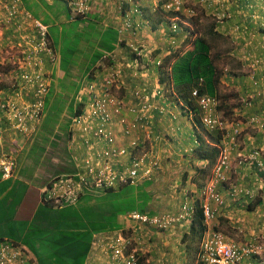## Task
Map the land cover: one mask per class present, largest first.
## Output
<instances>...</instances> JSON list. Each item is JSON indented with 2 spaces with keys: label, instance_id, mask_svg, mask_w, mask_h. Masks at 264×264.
Returning <instances> with one entry per match:
<instances>
[{
  "label": "built area",
  "instance_id": "built-area-1",
  "mask_svg": "<svg viewBox=\"0 0 264 264\" xmlns=\"http://www.w3.org/2000/svg\"><path fill=\"white\" fill-rule=\"evenodd\" d=\"M125 1L133 4V0ZM183 1L167 0L164 9L179 11ZM69 6L74 16L85 15L90 9L89 0H69ZM0 10L2 11L0 12V23L6 27H13L18 33L13 47H9L7 59L14 64L19 81L23 85L22 89L30 88L33 96L28 102H14L9 99L1 105V109L9 114L11 130L14 133L28 135L40 120L43 97L48 87L44 63L47 59L53 62L54 56L46 40V26L40 20L34 19L21 6L19 0H0ZM134 12L139 13L138 9H134ZM124 19V22L118 26L119 43L129 35H136L134 30L130 31L132 26L128 17L125 16ZM172 29H176L175 24L172 25ZM128 46L132 54L140 55L136 43L130 42ZM103 60L107 61V64L112 63L107 66V75L101 82H91L83 89L88 103L84 112L72 120L74 136L80 134L82 138H85L82 143L87 144H84L87 148H90L89 141H93L96 148H92L91 153L81 159L84 163V174L62 176L50 186H44L43 200L53 207L60 208L65 204H73L84 189L101 186L113 187L127 182L133 184L140 179L139 177H145L150 172L149 168L144 167L146 154L136 153L141 143L140 139L134 138L126 146H117L113 136L114 127L118 128L119 125L125 124L121 132L128 137L133 134L136 127H147L146 115L149 112L159 110L163 113L165 110L163 107L157 108L150 98L142 96L138 91L133 92V98L137 103L134 106L125 107L118 95L119 83L124 82L122 80L124 74L118 68L119 62L115 52L105 54ZM154 96L165 100L164 95L159 91ZM190 98L195 101L199 109L202 126L208 131H218L222 135L219 145L220 153L212 168L210 181L198 192L206 227L199 244L198 259L200 264H241L243 260L261 256L264 252V244L256 243L259 238L241 245L234 244L227 241L221 232L211 226L216 207L223 204L217 192V186L225 181V173L230 170L232 152L239 148L237 139L240 136L241 124L239 122L229 124L220 114V102L216 97L199 95L198 90L193 89ZM242 102L245 106L251 105L248 100ZM124 108L133 116L132 121L128 122L122 117L121 112ZM170 116L172 119L176 118L172 113ZM119 119L121 124L118 123ZM246 125L262 126L259 125L257 117H251L246 121ZM97 146L103 147L97 148ZM261 152L264 153V151ZM263 157L264 155L261 156L259 151L252 153V160L260 168L264 165ZM123 161L126 163L124 164ZM15 169L14 158L0 152V182L14 178ZM188 203L185 202L182 205V214L178 217L166 214L148 218L131 213L127 218L140 228L165 230L182 219L190 221L195 208L191 203L188 206ZM141 244V237L131 238L114 233L97 237L92 242V250L106 251L111 264H146L137 256L138 247H141ZM31 261V255L15 245L7 241L0 243V264H30Z\"/></svg>",
  "mask_w": 264,
  "mask_h": 264
},
{
  "label": "trees",
  "instance_id": "trees-1",
  "mask_svg": "<svg viewBox=\"0 0 264 264\" xmlns=\"http://www.w3.org/2000/svg\"><path fill=\"white\" fill-rule=\"evenodd\" d=\"M19 1H21L23 8L30 13H32L34 7L36 8V15L32 13L35 18H39L42 13L41 20L48 26L49 36H46V40L51 39L56 53L61 56L60 58L68 54L74 58L81 55L85 58L80 65L78 64L80 68H75L81 72V75L85 74L87 82L96 80V75L101 69V65L104 64L103 55L115 49L120 35L118 26L124 22L125 16L129 18L130 15L133 30L136 27L142 28L148 24L152 32H159L160 27H166L167 30V26H169L167 18L182 17L178 11L164 10L162 8L164 1H162V7L159 4L158 9L147 10L143 8L140 0H134L131 5L127 2L121 3L122 8L118 12L121 15L120 24L109 23L104 26L100 22L97 7H93L95 12H91V14L88 12L71 21L67 5L64 2L49 5L44 0ZM89 4L92 8L94 0H89ZM134 9H138L139 13L134 12ZM62 14L66 17V22L61 24L64 26L63 32L53 35L51 29L55 26V20ZM52 16L55 17L54 21L51 19ZM66 29H69L68 34H65ZM153 37L154 41L151 44L154 43V48L158 52L166 48L163 39L159 35L154 34ZM164 37H169V45L172 48L171 43L176 40V36L165 35ZM192 43L194 45L192 50L181 53L178 50L171 51L170 49L169 55L163 57L162 68H165L166 71L159 75V82L170 80L174 92L183 103L184 109H186L184 110L185 115H191L192 122L199 125L200 112L195 101L189 97L190 92L193 88H197L199 95L217 98L216 89L221 74L215 65V60L218 57L212 56L209 44L202 37H196ZM62 63L61 60V66ZM74 63V61H70L66 64L68 70L65 72V76H70ZM65 76L63 81L69 79ZM20 87H23V85L18 87L15 84L4 88L0 83V115L5 114V111L1 109V105L9 99L19 102L16 93ZM61 89L63 94L68 93L67 87ZM53 92L55 93L54 85L51 87L48 99L46 98L45 111H47V105L49 107L51 104L50 95ZM222 105L221 103L219 109ZM75 107L73 115L81 112L83 103H78ZM56 110L58 112L60 107L58 106ZM57 112L55 118L58 116ZM206 135L209 142L216 143L221 139V133L219 132H206ZM197 138L199 145L193 149V155L197 161H206L207 165L203 168H193L190 181L196 187H202L200 181L208 179L210 169L218 156V150L214 146H210L209 143L207 144L200 135H197ZM32 165L34 166L33 171H35L39 162ZM192 167L191 164L189 168ZM256 169L260 168L256 165ZM186 174L184 172L183 176H186ZM16 175L17 169H15L14 177ZM24 175L22 174V177ZM62 175V173H59V175L53 176L45 186H50L52 182L59 180ZM29 176L30 174L27 177ZM172 176L175 178L174 174H171ZM17 182L19 183L17 184ZM154 184L155 181L146 180L140 185H123L117 189L101 187L93 193H86L81 196L75 205L65 204L60 209H55L46 204L42 200L43 195L39 194L38 200H31L32 206H34L33 210H35L31 218L29 220H18L16 209L17 207L19 209L29 186L23 181H15L13 178L1 181L0 243L7 241V243L15 245L26 254H30L32 257L30 264H86L94 235L118 230L120 228L119 216L131 212L147 214L150 217L157 214L152 205L157 204L154 201H157V199L160 201V195L164 194L158 190L155 191ZM167 184L169 188L167 194L170 192L181 193V191L177 192L174 187H171L170 182H167ZM186 195L187 198L194 196L191 192H187ZM3 200L5 202H2ZM196 202L195 215L189 226L192 245L200 243L206 230L200 203L199 201ZM251 206L253 207V205H250L248 211L252 210ZM254 206L256 207V204ZM181 243H184L183 238Z\"/></svg>",
  "mask_w": 264,
  "mask_h": 264
},
{
  "label": "crops",
  "instance_id": "crops-1",
  "mask_svg": "<svg viewBox=\"0 0 264 264\" xmlns=\"http://www.w3.org/2000/svg\"><path fill=\"white\" fill-rule=\"evenodd\" d=\"M44 1L49 3V5H53V3L58 2L60 4L63 2L61 0H53L52 3H50V0ZM102 3V0H94V5L92 7L98 8V6ZM254 3L258 2H255V0H187L185 3L186 8L194 9L193 12L195 19L194 26L196 28V37H202L209 44L212 56L218 57L215 65L219 69L221 75L219 77V84L216 89L217 98L219 100L223 99L222 97L225 96H223L224 94L222 93L227 90L230 91L231 89H234L233 93L240 99V102L243 99H247L252 103V106L250 108H247L242 105L240 108L233 109V121L241 122L243 124L241 126V131L244 130V132L239 136L240 144H242V147L239 151L240 158L237 157V153H235V156L233 155V159L236 160L237 165L242 166L238 167L239 171L237 172V180L239 181V187L234 186V181H230L229 179V182H227L226 185L221 188L219 192L223 204L220 207H216V211L214 214L216 223L213 224L214 229L219 232H222L223 236L227 240H229V242L242 244L259 238L255 235H260L262 236V238H264V226L260 228L261 233L255 234L254 232H251L248 238H245V235L240 229L243 228V220L248 217L247 210L250 205H253L254 207L253 208L251 206L254 212L251 215L256 220L260 219L262 224H264V202H262V199L264 201V198H259L261 197V190L262 192H264V169H256V165L252 161V156L250 155L253 153V150L255 148L264 151V37H262L260 34H257L256 29L252 31L250 28L242 29L240 28L241 25L238 26L239 22H244V20H242L243 18H246L247 20L245 21L248 22V18H250L251 16L253 18H261L264 15V10H262L264 4H262V6L256 5L257 11H253L248 8H253ZM182 13L185 15V10H183ZM99 18L101 19L100 16ZM205 18L210 19V21L205 23V25L201 24L204 22L203 19ZM113 20L114 23L120 24V20L118 19V17L115 16ZM108 24L109 23H104V26ZM199 27H202V29H199ZM237 28H239L240 31ZM184 33L186 35L181 34L178 43V51L181 53L186 50H192L194 47L192 42L196 38H189V36H187L188 33ZM10 34L11 31L8 28L3 27L2 30L0 29V49L3 47L4 44H6L5 42L7 38L5 36H10ZM154 34L152 33V36ZM158 35L161 34L158 33ZM47 36H49V34H47ZM149 39L153 40L152 37H149ZM47 41L48 46L52 48L51 39L49 38ZM145 41L147 43H151V41L142 39L140 40V47L143 46V43L145 44ZM228 48L230 49L228 54H231V52H235L236 55L231 54L234 59H228L226 62L224 59H222L221 56L226 54L224 52H227ZM119 50L120 49H118L117 51ZM255 53L263 54V56L261 54L260 56H258V63L252 60L254 56H256ZM144 54L145 58L143 59L142 63H139V65L138 63L133 61L131 64L132 66H130V64L128 63L130 62V60L126 61L127 68L126 72L124 73H126L125 84L127 87L123 86V83L121 81L119 83L121 91L120 96L123 98L124 101H128L131 99V90L135 87H140L146 91L154 90L155 88H157V75L154 71V68H151L149 63V60L151 58L147 53L144 52ZM59 57L60 56L56 53L54 59L56 61L54 63H51L48 59L46 60V68L51 74V77H49V82H52L51 87L52 85L56 87V82L58 80H63L65 76L66 71L61 70V61H59ZM130 57L132 59H136L135 57ZM233 62L237 64H233ZM134 64H137L138 66L134 67ZM134 70H138L142 74V76H138L137 78H135V75L133 73ZM247 72L250 73L249 76L245 74L243 75V73ZM2 85L4 88H6L8 84L5 85L2 83ZM23 95L27 96V92L22 91L17 95L19 102L27 101L26 98H28V96L23 97ZM30 96L32 97V94ZM166 97L170 100L174 99V96L169 94H167ZM157 103L162 104L160 102ZM171 105L172 107L162 105L156 106L157 108L163 107L165 110L163 113H160L159 110H155L148 113L150 115V119L146 125L150 129L146 131V139H148L147 141H149L150 138L156 137L160 138V141L164 140L162 142L159 141L160 146L158 145V147L155 148V153L159 152V157H165L164 159L168 160V164L175 162L177 165L183 166V158L185 156H188V158L189 156H191L190 153L193 152L192 146L195 145L197 137L196 133L194 132V123L192 122L190 117H187L188 115H185L184 108H181L179 106L180 110H178L177 106H175V104H173L172 102ZM223 107L224 106L222 105L221 112L222 114H225L226 112L223 110ZM171 112L175 114V119H172L171 116H167V114L170 115ZM162 116L170 117V120L166 119V117L165 119H161ZM251 117H258L260 124L263 125V128L260 129L258 125L250 126V129H252L250 130L248 128L249 125H246V123L244 122L251 119ZM123 118L125 120V117ZM225 119L228 121H232L231 119H227L226 117ZM130 120L131 118L129 119V121ZM118 123L121 124L120 119L118 120ZM6 125L7 123L4 122L2 115V119L0 120V130H3L2 132H5L7 130L13 132L11 130V126L7 127ZM124 126L125 124L119 125V127L115 129L116 134L122 131ZM123 138H126V140L130 139L129 137L125 136ZM118 139L119 138H117V140ZM257 142H259V144H256L255 148L251 147V150L248 148L250 145H253V143ZM153 143L154 142H151V145ZM3 144V138L0 137V152L2 154L7 152L6 146ZM69 155L71 157V160L69 161L73 164L74 169H79V153L75 151L70 152ZM179 155L181 156L180 158ZM260 155L263 156L264 153L262 152ZM248 158L251 161H247ZM192 159H195L194 155ZM190 162H193V160ZM30 163L33 164V161H30ZM20 164L21 165H19V167L17 168V175L13 178V180H23V183L25 184H27L26 181L30 183L28 184L29 190L26 193L22 204L25 203L27 199H29V201H31L32 199L38 200L39 194L41 195L44 185L41 184L39 186V181L36 179L33 180V176H35L36 178V174H34L32 177H22V174L20 173V167L23 165L22 161ZM235 166L236 164L234 162V167ZM19 174H21V176H19ZM29 178L32 179L30 180ZM38 179L40 178L38 177ZM246 180L248 181L246 182ZM253 181L259 182V186H257V183L255 184V182ZM240 183L245 184L246 186H241ZM191 184H188L187 187H191ZM252 185L258 187V189H260V192L258 193L253 190L251 188ZM255 194L258 195V198L253 202H249V199L252 196L254 197ZM238 198L245 201L244 204L247 203V206L243 209L241 208L242 206L239 202H234ZM255 204L256 207L254 206ZM179 206L180 205L178 204H173L170 206L168 205L167 209H164L165 207L163 206L162 209L169 213L170 210H178ZM152 207L155 211L157 210L156 212H158L159 210V212L162 213V211H160L161 209H157L156 204H153ZM19 210L20 209H18V211ZM176 214H178V211ZM119 222L120 228L116 231H121L127 235L136 231V236L141 237L142 244L141 247H138L139 251L137 252V256L144 263L199 264L198 247L193 250L188 249V247H190L189 241L192 240L189 234L190 222L177 223L172 226V228H170L171 230L169 229L163 233H158L151 228H140L141 230H138V228L134 225L133 226L135 228H133L130 222L128 220L123 219V217L119 220ZM112 233L113 232H110L108 234ZM254 236L255 238H251ZM182 238L184 241L183 244L181 243ZM182 247H184L185 254H183L181 258H178V253H181L179 249ZM86 264H110L108 253L102 249H98L96 251H93L91 249V251L88 253ZM241 264H264V252L261 253V256L259 257H253L247 260H243Z\"/></svg>",
  "mask_w": 264,
  "mask_h": 264
},
{
  "label": "rangeland",
  "instance_id": "rangeland-1",
  "mask_svg": "<svg viewBox=\"0 0 264 264\" xmlns=\"http://www.w3.org/2000/svg\"><path fill=\"white\" fill-rule=\"evenodd\" d=\"M111 1H113V2L112 3L109 2V5H107V6H104V4H102L100 9L97 10L98 11L97 12L98 15L101 17L100 22H102L103 25H104V23L105 24L106 23H114L113 18L115 16L119 15L118 12L121 10L120 8H122L121 3L126 2L125 0H121L119 2L116 1V0H111ZM52 2H53V0H50V3H52ZM255 2H258V3H254V7L253 8L248 7L250 10L257 11L256 10V5L257 6H262V4H264V0H255ZM156 4H157V1H155V0H145L142 5H143V8H145L147 10H152V9L154 10L153 6L155 7ZM190 7H192V6H190ZM91 9L92 10H90V14H91V12H95V9L93 7ZM197 9H198V7H197ZM261 9H262V7H261ZM35 10H36V8L34 7L32 9V13L34 15H36V11ZM262 10H264V5H263V9ZM0 12H2V11L0 10ZM0 15H1V13H0ZM249 15H250V13H249ZM41 17H42V13L39 15V19H42ZM52 17L53 18H51V19L54 21L55 17L54 16H52ZM128 19H129L130 22L132 21V19L130 18V15H129ZM182 20H183V24L184 23L188 24V21H190V24H191V26L193 28V31L196 32V28L194 26V24H195V19L194 18L189 20V18L184 16V18ZM203 20H204V22L201 23V24H204V25H205V23L210 21V19H207V18H205ZM242 20H244V22L241 21V22L238 23V26L241 25L240 28H242V29L250 28L252 31H254L256 29L257 30L256 31L257 34H260L262 37H264V15L261 18H259V17L253 18L251 16L250 18H248V22L245 21V20H247L246 18H243ZM57 22L58 21H55V26L52 27V29H51L53 35L56 34V33H60L61 34L63 32L62 29H64V26L63 25H59ZM2 25H3V23H1V26ZM199 29H202V27H199ZM237 29L240 31L239 28H237ZM132 30H133V27L130 29V31H132ZM149 30H150V26H146L145 29L136 31V33H139V36L136 37V38L139 39V40L143 39V40L152 41L151 39H149V37H153ZM68 33H69V29L67 30V32L65 34H68ZM92 35H94V33H92ZM159 36L163 39L164 45L166 46V48L163 49L162 51L158 52L154 48V43L153 44H148V43L145 42V44L143 43V46L141 47L143 53L145 51H151L152 52L153 60L158 59L160 57V55L165 53L166 49L167 50L171 49V47L169 45V39H168L169 37L166 38V37H164V35L163 36L159 35ZM5 37L7 38L6 42H5L6 44H4L3 47L0 49L1 52L4 49H8L9 50V47H13V45H14V43H13L14 42L13 41V34L12 33L10 34V36H5ZM130 37H135V36L131 35L128 38H130ZM129 42L137 43L134 40H130ZM127 48H129V46H123L122 49L117 51V54H116L117 61H119L118 68L120 70H122L121 72L123 74H124V72H126V68H127L126 61L129 58V57L127 58V55L131 54V52ZM153 48L155 49V52H153ZM229 51H230V49L228 48V51L224 52L226 54L221 56L222 59H224L226 62H227L228 59L229 60L234 59L231 56V54L236 55L235 52H231V54H228ZM260 54L263 56L262 53H260ZM260 54L255 53L256 56H254V58L252 60H254L255 62L258 63V58H259L258 56H260ZM60 57H59V59H60L59 61H61V60L63 61L62 66H61V70L67 71L68 70V65H66V64L68 62H70V61H74L75 62L73 64L74 68L72 69V72H71L70 76H68V75L65 76L66 78H69L70 80L69 79L66 80V81H63V80H61V81L58 80L57 81L56 80L57 81L56 82V87L54 86L55 89H56V92L55 93L53 92L52 95H50V97H51V105L49 107L47 105V109H46L47 111H45L46 106L44 107L43 111L45 113V116H44V119L41 122L40 126L38 127V130L33 135H31L29 138H18V137L13 136L12 133L10 131H8V130L5 131V132H2L3 130H0V137L3 138V142H4L3 145L6 146L7 152H10V153L13 152L14 153V157L16 156L17 168L19 167V165H21L20 163L22 161L23 165L20 167L21 168L20 172L23 175L25 174L24 176H26V175L28 176L30 174L29 177H32L34 174H36V178H35V176H33V180L34 179L38 180L39 181V186L41 184L45 185L47 182H49L53 178V176L59 175V173H62V174L71 173L73 171V168H74L73 164L69 161L70 160V155H69L68 146H67V132H68V130L70 128V124H71L72 119H73L72 118V111H73V109L75 107V103L77 101H78V103H81V101L84 100V98H82L80 96V91L85 87V85H86L85 83L87 82V80H86L87 77L85 76V74L81 75V72H79L77 70V68H75V67L80 68V66H78V64L80 65V63H82L83 60H85V58L82 55L81 56H77V58H74L72 55H69V54L64 56V57H62V58H60ZM144 58H145V56H144ZM0 61H1V58H0ZM215 62H217V60H215ZM105 64L107 66V61H105ZM230 64H232V63H230ZM233 64H237V63L233 62ZM238 74H241V73H238ZM244 74L247 75V76L250 75V73H248V72L247 73H243V75ZM106 75H107V71H106ZM0 77L2 78V83L3 84H5V85L8 84L9 85L10 83H12L10 81L12 80V78L14 76H13L12 71H10V72L6 71L5 68H4V69L1 70ZM122 80L124 81V85L123 86L127 87L126 84H125V80H126L125 75L122 76ZM64 87L68 88V93L66 92V94L61 95L63 93L61 88H64ZM257 87H259V86H257ZM224 88H225V86H224ZM233 90L234 89H231L230 91L227 90L224 93H222V94H224L223 96H225V97H222L223 99H221V103H223V106H224L223 110L226 112L225 114H223V116L226 115L225 117L227 119H231L232 120V121H230V120L228 121L229 124H231V122H237V121H233V117H232L233 116L232 115L233 114V109L234 108H240L242 106V104L240 102V99L233 93L234 92ZM119 93H121V91ZM255 93H256V91H255ZM49 94H50V91H49L48 94H46L44 96V105H45V102H46V98L48 97ZM23 97H27V96L23 95ZM53 101L55 102L56 105L53 103ZM158 102H160V101H158ZM123 104H124L125 107H128V106H134L135 102H134L133 99H130L128 101H126V100L123 101ZM156 104L160 105L157 102H156ZM58 106L60 107V110L57 112L56 108H58ZM177 109L180 110V107L177 106ZM56 112H57L58 116L55 118ZM171 113L174 114L173 112H171ZM8 116H9V114L5 112V114L3 115V119H4V122L7 123L6 126L10 127L11 123L8 120ZM167 116H170V115L167 114ZM146 117H147V120L149 121L150 115L147 114ZM165 117L166 116H162L161 119H165ZM129 118H132V116L129 115ZM1 119H2V115H0V120ZM166 119L170 120V117H166ZM239 123L241 124V122H239ZM259 125H262V124H260V122H259ZM261 127H263V125L259 126L260 129H262ZM248 128L250 129L251 127L248 126ZM148 129H149L148 126L147 127L144 126L142 128L141 127H136L134 129L135 131L133 132V136L135 138H137V136H138L141 139H143V137H144V139H146V131ZM250 130H252V129H250ZM243 132H244V130L240 131V134H242ZM49 133H51V134H49ZM52 134H55L58 137L54 138V136ZM123 137L124 136L122 135V133H118V138H119L118 145L119 146L120 145H122V146L127 145V143H128L127 140H131V139H127L126 140V138H123ZM57 139H58V141L56 142ZM160 140H161L160 138H156V137L150 138L149 141H145L144 149L149 150V151H154L155 148L158 147ZM162 141H164V140H162ZM162 141H160V142H162ZM151 142H154V143L151 145ZM256 144H259V142L253 143V145H250L248 148L251 150V147L255 148ZM152 146H153V148H152ZM196 147H197V144L192 146V149H194ZM34 152H36V153H34ZM157 152H158V150H157ZM250 155L252 156V154H250ZM159 156H160L159 152L158 153L153 152V156H152V158H150L152 160L153 159H155V160L157 159L160 162H158L159 165H156V168H154L152 173L149 174V178H150L149 180L150 181H155V184L153 186L155 191L158 190V191L162 192V194H164L162 196L160 195V197H159L160 201H158V199H157V201L155 200L154 202L157 203L156 204L157 209H161L160 211H162V214H167V212L162 209L163 206L165 207L164 209H167L168 205L170 206V205H173V204H178V205H180V207H182L183 203L189 202L190 197L187 198L186 194H187V192H191L192 189L188 191L187 186H188L189 182L188 181L185 182V179L187 178V176L189 174L190 175L192 174V170H190L189 167L191 166V164H192V166L195 165V163H189L188 162V156H185L183 158V166L184 167L179 169V170H177V171H175L173 173L176 178H174L173 176L170 178L169 175L171 174V170H169V171L167 170L168 171L167 172L166 169L171 164L175 165L176 163L174 162V163L168 164L167 163L168 160L164 159L165 157H159ZM234 156H235V153H234ZM180 157L181 156L179 155V158ZM30 161H33L34 164H36V162H39V165L35 168V171H33V167L34 166L32 165V163H30ZM247 161H251V160L248 158ZM234 162L236 164L235 167H234ZM239 166L240 165H237L236 160H234V159L231 160L230 170H229V172L225 173L226 181H224L222 187L224 185H226L227 182H229V179H230V181L231 180L234 181V183H235V184H233L234 186H236V187L238 186V182L239 181L237 180V177H238L237 172L239 171V169H238ZM240 167H242V166H240ZM171 168H172V166H170V169ZM30 169H31V171H30ZM184 172L187 173L186 176L185 175L183 176ZM76 174L77 175L84 174L83 168L80 167L77 170ZM38 177L40 179H38ZM29 179L31 180L32 178H29ZM247 181L248 180H246V182ZM167 182H170L171 187L176 188V191L177 192L181 191V193L178 194V193H175V192H172V193L170 192L169 194H167L166 192L169 191V188L167 187V185H168ZM253 182H255V181H253ZM18 183L19 182H17V184ZM26 183L30 184L27 181H26ZM200 184H202V182H200ZM255 184L257 186H259V182H255ZM240 185L241 186H246L245 184H241V183H240ZM251 188L253 190H255L256 192H258V193L260 192V189H258V187H256V186L252 185ZM114 189H117V188L114 187ZM193 189H195V187H193ZM183 193L185 195L184 199H182V197H180V196L183 195ZM8 195H10V193H8ZM260 196L261 197H259V198H262V197L264 198V192H262V190H261V195ZM29 197H30V195H29ZM257 198H258V195L255 194L254 197L252 196L249 199V202H251V201L253 202ZM4 200L6 201V199H4ZM4 200L2 202H5ZM234 202H239L240 205L242 206L241 207L242 209L247 206V203L244 204L245 201H243L240 198H238ZM262 202H264L263 199H262ZM189 204L190 203H188V206H189ZM19 209L20 210L18 212H17L18 207L16 209L18 220H29L31 218L33 212L35 211V210H33L32 203H31V201H29V199H27V201L25 203L20 205ZM178 210H179V208H178ZM178 210H176V211L170 210L168 214H171V215L176 214ZM180 211L182 212L181 209H180ZM247 212H248V217L245 220H243V223H244L243 228H240L242 233L245 235V238H248L249 234L251 232H254L255 234L261 233L260 228L264 226V224H262L260 219L256 220L251 215L252 213H254L253 210H251V211L247 210ZM156 213H159L161 215V212H159V210ZM122 217L123 216H119L120 219H122ZM215 223H216V220L214 219L213 222H212V226L213 227H214L213 224H215ZM129 235H132V234H129ZM255 236L259 237V239L257 240L256 243H258L259 245H263L264 244V238H262V236H260V235H255ZM255 236L251 237V238H255ZM93 239H96V237L94 236ZM227 241H229V240H227ZM251 241H254V240H251ZM234 244L241 245L242 243H235L234 242ZM136 245H137V243H136ZM188 249H190V250L194 249V247L191 244V242H190V247H188ZM179 251H181V253H178V255H179L178 258H181L182 255L185 254L184 247L180 248ZM109 255H110V251H109ZM140 255H141V252H140Z\"/></svg>",
  "mask_w": 264,
  "mask_h": 264
},
{
  "label": "clouds",
  "instance_id": "clouds-1",
  "mask_svg": "<svg viewBox=\"0 0 264 264\" xmlns=\"http://www.w3.org/2000/svg\"><path fill=\"white\" fill-rule=\"evenodd\" d=\"M61 1H63L64 3H66V5H67V10H68V13L70 14V20L71 21H73V20H75L77 17L79 18L80 16H74L73 15V12L71 11V9H70V6H69V0H61ZM117 1V0H116ZM119 1H121V0H118V2ZM145 0H140V2L143 4V2H144ZM155 1H157V4H156V6L154 7L153 6V8L154 9H158V6H159V4H161V7H162V1H164L163 2V9H164V5L166 4V2H167V0H155ZM186 1L187 0H184L183 1V3H182V6H181V8H180V10L178 11V12H180V14H181V18H167V21L169 22V26H167V30H166V27L165 28H163V27H160V29H159V32H157V31H155V32H152L151 31V29L149 30L150 31V33H151V35H152V33L154 34L155 33V35H158V33H160L161 34V36H165V35H171V37L172 36H176V40L174 41V42H172L171 44H172V48H171V51L172 50H179V47H178V43H179V37H181V34H183V35H186L184 32H186V33H188V35L187 36H189V38H192V37H196V32L195 31H193V28H192V26H191V24H190V21H188V24L187 23H184L183 24V17L185 16V17H187V18H189V20H191L192 18H194V12H193V10L194 9H192V8H186V6H185V3H186ZM102 4H104V6H107V5H109V2L110 3H112L113 1H111V0H102ZM133 2H134V0H133ZM20 3H21V1H20ZM49 4V3H48ZM102 4H100L99 6H98V9H100V7L102 6ZM128 4H130V3H128ZM131 5V4H130ZM22 6V5H21ZM23 7V6H22ZM89 8H90V4H89ZM25 9V8H24ZM26 10V9H25ZM90 10H91V8L89 9V13H90ZM165 10V9H164ZM183 10H185V15L182 13V11ZM27 11V10H26ZM34 19H36V20H40L41 22H42V20L41 19H39V18H35L29 11H27ZM116 17H118V19L120 20L121 19V15H118V16H116ZM42 18V17H41ZM226 18V17H225ZM63 20V21H62ZM55 21H58L57 23L59 24V25H61L62 23H64V22H66V17L62 14V15H60ZM220 21H222V20H220ZM42 24H44L43 22H42ZM168 24V23H167ZM173 24H175L176 25V29L175 30H173L172 29V25ZM45 25V24H44ZM0 26H1V23H0ZM46 26V28H47V30H46V36H47V34H48V27H47V25H45ZM146 26H149L148 24H146L144 27H142V28H135L134 29V31L136 32V31H139V30H142V29H145L146 28ZM3 27H6V26H4V25H2L1 27H0V29L2 30V28ZM6 28H8L10 31H11V33L13 34V41L15 42V40L17 39V35H18V33L16 32V30L13 28V27H6ZM130 36V35H129ZM129 36H127L123 41H121L120 43L118 42L117 43V45L115 46V49L112 51V52H115V54H117V50L118 49H122V47L123 46H128L129 45V41L130 40H134L135 42H137L136 44H137V47L139 48V50H140V55H138V54H135V53H131L130 55L132 56V57H135L136 59H132L131 57H130V55L128 54V60H130V62H128L129 64H130V66H132L131 64H132V62L134 61V62H136V63H138V65H139V63H142V61H143V59H144V56H145V54L142 52V48L140 47V40L139 39H137L136 37H138L139 36V33H136V35H134L135 37H130V38H128ZM153 38V40L151 41V42H153L154 41V37H152ZM48 40V39H47ZM149 41V40H148ZM146 42V41H145ZM47 43H48V41H47ZM133 43V42H132ZM147 43V42H146ZM135 44V43H134ZM148 44H151V43H148ZM50 48V47H49ZM51 50H52V52H53V56H54V59H55V55H56V49L54 48V46L52 45V48H50ZM127 49H129V48H127ZM165 49V48H164ZM116 50V51H115ZM129 51H130V49H129ZM153 52H155V49L153 48ZM169 52H170V50H165V53H163L162 55H160V57L158 58V59H156V60H153V55H152V52L151 51H145V53H147L149 56H150V60H149V63H150V66H151V68L153 67L154 68V71H155V73H156V75H157V79H158V85H157V88H155L154 90H143L142 88H140V87H135L134 89H132L131 90V99H133L134 101H135V104L137 103L136 102V100L133 98V92L134 91H138V92H140L141 93V95L142 96H146V97H148V98H150V100H151V102L155 105V106H159V105H157L156 104V102H158V101H160V103H162V104H160V105H162V106H169V107H172V105H171V102L173 103V104H175V106H180L181 108H185L184 107V105H183V103L180 101V99L177 97V95H176V93L174 92V90H173V88H172V85H171V82H170V80L169 81H166V82H159V75L163 72V71H166V69L165 68H162V63H163V57L164 56H166V55H169ZM111 53V52H110ZM9 54V50L8 49H4L1 53H0V58H1V61H0V75H1V70L2 69H4L5 68V70L6 71H12V73H13V78H12V80L10 81V82H12V83H10L9 85H7L6 87H9V86H14L15 84H17V86L19 87L20 85H22L21 84V82L19 81V78H18V72L16 71V69H15V66H14V64H12L11 63V61H10V59H7V55ZM105 54H107V53H105ZM104 54V55H105ZM103 55V56H104ZM102 60H103V58H102ZM127 60V61H128ZM56 60H54L53 62H51V63H54ZM104 61V64H102L101 65V69L98 71V75L96 76V80L94 79L92 82H101L104 78H105V76H106V68H107V66H109V64H107V66H106V64H105V60H103ZM158 61H159V64H158ZM137 64H134V67L135 66H138ZM44 69H45V72L47 73V78H48V82H49V77H51V74L48 72V70H47V68H46V62L44 63ZM168 70V69H167ZM134 75H135V78H137L138 76H142V74L138 71V70H134ZM124 75H125V73H124ZM0 83H2V78L0 77ZM89 83H91V82H87V83H85L86 85H85V87L89 84ZM20 84V85H19ZM51 84H52V82H49L48 83V87H47V90H46V93H45V95L46 94H48L49 93V91L51 90ZM123 85H124V82H123ZM84 87V88H85ZM83 88V89H84ZM83 89L80 91V96L82 97V98H84V100L83 101H81L82 103H83V108H82V110H81V112L79 113V114H76V115H73V111L75 110V108L76 107H74V109H73V111H72V118L74 119L75 117H77V116H79V115H81L83 112H84V110H85V108H86V105H87V103H88V98H87V96L86 95H84L83 94ZM193 89H197V88H193ZM192 89V90H193ZM23 90H25L26 92H27V96H28V98H27V101H25V102H28V101H30L31 100V98H33V96L31 97L30 95L32 94V91H31V89L30 88H25V89H22V87H20L19 88V91L16 93V95H18L20 92H22ZM192 90H191V92H192ZM198 90V89H197ZM161 92L163 95H164V97H165V100L164 99H161L159 96H154V94L156 93V92ZM120 90L118 91V95H119V97L120 98H122L121 96H120ZM190 92V93H191ZM167 94H169V95H172V96H174V99L173 100H170V99H168L167 97H166V95ZM44 95V96H45ZM61 95H63V93L61 94ZM189 97H190V95H189ZM123 99V98H122ZM218 99V98H217ZM219 100V99H218ZM243 100H247V99H243ZM242 100V101H243ZM122 101H124V100H122ZM241 101V103H242V105L243 106H245V104L243 103ZM249 101V100H248ZM219 102H220V105H221V100H219ZM250 102V101H249ZM76 104H78V101L75 103V106H76ZM223 104V103H222ZM250 106H245V107H248V108H250L251 106H252V103L250 102ZM220 107V106H219ZM44 97H43V106H42V112H41V117H40V120H39V122H38V124L35 126V129L31 132V133H29L28 135H19V134H16V133H14V132H11V133H13L12 135L13 136H15V137H18V138H29L31 135H33L37 130H38V127L40 126V124H41V122L43 121V119H44V116H45V113H44ZM184 110H186V109H184ZM219 111H220V114L223 116V114H222V112H221V109H219ZM121 115H122V117H125L126 118V120L127 121H129V115L130 116H132L131 114H129L128 112H127V109L126 108H124L123 110H122V112H121ZM187 117H190L191 118V120H192V117H191V115H188ZM224 117V116H223ZM225 118V117H224ZM72 119V120H73ZM132 119H133V116H132V118H131V120L130 121H132ZM257 119L259 120V118L257 117ZM127 121H126V123H127ZM129 121V122H130ZM228 121V120H227ZM246 123V122H245ZM243 124L241 123V126H242ZM255 126V125H254ZM193 127H194V132L196 133V137H197V135H200L201 137H203L204 138V140L206 141V143L208 144L209 143V145L210 146H214L217 150H218V156H219V153H220V150H219V145H220V141H221V139H222V135H221V139L218 141V142H216V143H213V142H209V140H208V138H207V135H206V132H208V133H211V131H208V130H206L203 126H202V124H201V122H200V118H199V125H195V124H193ZM115 129H117L116 127H114V131H115ZM150 129V128H149ZM121 132V131H120ZM119 132V133H120ZM212 132H218V131H212ZM122 133V132H121ZM220 133V132H219ZM114 135V142H116V144H117V146H119L118 145V140H117V138H118V134H116V131L113 133ZM123 135V134H122ZM53 136H54V138L55 137H58V136H56L55 134H53ZM124 136V135H123ZM130 139H134L135 137L133 136V134L131 135V136H128ZM147 137V136H146ZM137 138H139L140 139V142L141 143H139V146H138V149L136 150V153L137 154H146V157H145V159H144V167L145 168H149V170H150V172H149V174L150 173H152V171L154 170V168H156V165H159L158 164V162H160L159 160H155V159H150V158H152V156H153V152H155V151H149V150H146V149H144V143H145V141H147V139H141L140 137H138L137 136ZM84 139L85 138H82V136L79 134V136H74V132H73V129H72V122H71V124H70V128H69V130H68V132H67V146H68V152H69V154H70V152H78L79 153V157H80V167H82L83 168V165H84V163H83V161H81V159L83 158H85L88 154H90L91 153V150H93L92 148H96L95 147V145H93V141H89V144H90V148H87L85 145H87V144H83L82 143V141L84 142ZM150 140V139H149ZM198 138H196V141H195V144H197V146L199 145V143H198ZM240 139L238 138L237 139V142H238V144H239V148L236 150V151H234V152H232V156H231V160L233 159V155H234V153H237V157L238 158H240V156H239V151H240V149H241V147H242V144H240V141H239ZM58 141V139L56 140V142ZM129 142V141H128ZM127 145H128V143H127ZM120 146H122V145H120ZM124 146H126V145H124ZM81 147V148H80ZM101 147H103V146H97V148H101ZM123 147V146H122ZM88 149V150H87ZM254 151H259L260 152V154L262 153L261 151L262 150H260V149H257V148H255L254 150H253V152ZM4 154H7V155H11L13 158H14V161H15V166H16V169H17V162H16V156L14 157V153L13 152H6V153H4ZM191 154V156H189V158H188V160H189V163H191L190 161H192L193 160V162L195 163V165H193V167L192 168H189L190 170H192V174H193V168H195V167H199V168H203V167H205L206 165H207V162L206 161H197L196 159H192V157H193V152L192 153H190ZM218 156H217V158H218ZM217 158H216V160H217ZM216 160H215V162H216ZM123 163L125 164L126 162L125 161H123ZM198 163V164H197ZM167 164V163H166ZM215 164V163H214ZM254 164L256 165V163L254 162ZM170 166H172V168L170 169ZM167 169H166V171L168 170H171V174H173L175 171H177V170H179V169H181V168H183L184 166H179V165H177V164H171ZM214 166V165H213ZM213 166L211 167V169H210V173H209V178L207 179V180H202V181H200V182H202V187H196L194 184H191L192 182L190 181V178H191V176H192V174L190 175H188L187 176V178L185 179V182L186 181H188L189 183L188 184H191L190 186L191 187H187L188 188V191L189 190H191V194H193L194 196H192V197H190V199H189V203H191V204H193L194 205V214L191 216V219H189L190 221H186L185 219H182L181 221H179V222H177V223H184V222H190L191 223V221L193 220V218H194V215H195V211H196V204H197V202L196 201H199V203H200V206H201V202H200V199H199V196H198V192L200 191V189L201 188H203L207 183H209V181H210V178H211V174H212V168H213ZM260 168V167H259ZM264 168L262 167V168H260L259 170H263ZM78 170V169H77ZM77 170H75L74 168H73V171L71 172V173H67V174H63L62 176H75V175H77L76 174V172H77ZM167 171V172H168ZM173 171V172H172ZM149 174L147 175V176H145V177H139L140 179L137 181V182H135V183H133V184H131L130 182H127V183H124V184H119V185H116V186H113V187H106V186H101V187H106V188H113L114 189V187H116V188H118V187H121V186H123V185H134V186H136V185H140V184H142L143 182H145V180H149L150 178H149ZM171 174H170V178H171ZM140 175H141V172H140ZM176 178V177H175ZM225 181H226V178H225ZM223 183L224 182H222V184H220V185H218L217 186V192L220 194V190H221V188H222V185H223ZM45 186V185H44ZM101 187H94V188H92V189H84L83 191H82V193L81 194H79V196L77 197V199H76V201L73 203V204H71L72 206L73 205H75V203L77 202V200L81 197V196H83V195H85L86 193H93V192H95L96 190H98L99 188H101ZM193 187H195V189H193ZM44 188V187H43ZM176 189V188H175ZM183 192V191H182ZM185 193V192H184ZM184 193H183V195L181 196L182 197V199H184L185 198V195H184ZM41 194L43 195V193L41 192ZM43 200V199H42ZM44 201V200H43ZM46 203V202H45ZM46 204H48V203H46ZM184 204V203H183ZM182 204V205H183ZM212 204V203H211ZM49 205V204H48ZM213 205V204H212ZM50 206H52V205H50ZM53 207V206H52ZM62 207H64V206H62ZM62 207H60V208H62ZM53 208H57V209H60V208H58V207H53ZM182 207H180L179 206V210H178V214H176V215H171V214H168L167 213V215H171V216H173V217H178L179 215H181L182 213H181V211H180V209H181ZM202 209V208H201ZM131 213H137V214H139V215H141V216H146V217H148V218H153V217H156V216H162V215H166V214H162L161 213V215L159 214V213H157L155 216H152V217H150V216H148L147 214H140V213H138V212H131ZM131 213H128V214H126V215H124L123 216V219H125V220H128L129 222H130V224L133 226H135V227H137L138 228V230H141L140 229V226H138V225H136V224H134L132 221H130L128 218H127V216L129 215V214H131ZM202 214H203V211H202ZM215 219V218H214ZM213 219V220H214ZM133 224H132V223ZM203 222H204V217H203ZM213 222V221H212ZM212 222H211V226H212ZM177 223H174L173 224V226L175 225V224H177ZM133 226V228H135ZM213 227V226H212ZM170 228H172V227H170ZM170 228H168V229H165V230H156V229H154V228H151V229H154L156 232H158V233H163V232H165V231H167V230H169ZM214 228V227H213ZM171 230V229H170ZM114 233H119V234H122V235H125V236H130L131 238H134V236L135 237H140V236H136V231H134V232H132L131 234L133 235H127V234H125V233H123V232H121V231H113V233L112 234H114ZM205 233V232H204ZM102 235H111V234H108V233H101V234H96V235H94L96 238L97 237H100V236H102ZM204 235V234H203ZM202 235V236H203ZM95 239H93L92 240V242L94 241ZM134 244H136V243H134ZM133 244V245H134ZM200 244V243H199ZM199 244H193V247H194V249H196L197 247H198V251H199ZM91 249H92V243H91ZM91 249H90V251H91ZM111 264V263H110ZM199 264H200V262H199Z\"/></svg>",
  "mask_w": 264,
  "mask_h": 264
}]
</instances>
